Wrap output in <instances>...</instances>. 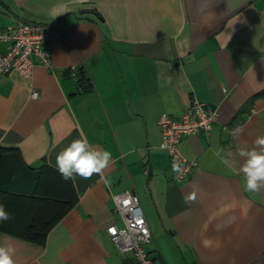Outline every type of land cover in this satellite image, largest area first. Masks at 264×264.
Listing matches in <instances>:
<instances>
[{"label": "crops", "instance_id": "obj_1", "mask_svg": "<svg viewBox=\"0 0 264 264\" xmlns=\"http://www.w3.org/2000/svg\"><path fill=\"white\" fill-rule=\"evenodd\" d=\"M15 20L52 29V66L30 79L0 74V151L57 169L56 155L85 136L115 161L108 183L76 178L75 204L42 244L0 232L15 264H128L106 234L120 225L112 197L128 189L157 264H264V189L248 191L215 155L264 135V0H0V30ZM192 97L219 115L208 136L182 137L197 168L176 182L157 122L180 117Z\"/></svg>", "mask_w": 264, "mask_h": 264}, {"label": "built area", "instance_id": "obj_2", "mask_svg": "<svg viewBox=\"0 0 264 264\" xmlns=\"http://www.w3.org/2000/svg\"><path fill=\"white\" fill-rule=\"evenodd\" d=\"M52 29L45 24L15 20L13 24L0 30V41L5 43L0 52V74L16 71L22 77L30 79L36 65L51 68V53L45 46ZM30 96L37 99L38 91L30 83ZM219 115L218 108L192 97L189 106L180 117L160 115L158 125L161 128V148L173 162H180L183 175L172 172L174 181L179 182L190 177L197 168V162L188 160L179 147L183 136L201 134L208 136ZM145 173L147 169L144 170ZM114 212L118 215L120 225L112 224L106 228L109 240L122 255L129 254L128 264H157L155 256L147 249L153 241L145 213L137 194L128 189L113 195Z\"/></svg>", "mask_w": 264, "mask_h": 264}, {"label": "trees", "instance_id": "obj_3", "mask_svg": "<svg viewBox=\"0 0 264 264\" xmlns=\"http://www.w3.org/2000/svg\"><path fill=\"white\" fill-rule=\"evenodd\" d=\"M3 152L0 151V205L11 219L0 223V232L42 244L49 230L75 204L73 182L64 180L57 169L45 162L32 170L18 155Z\"/></svg>", "mask_w": 264, "mask_h": 264}, {"label": "clouds", "instance_id": "obj_4", "mask_svg": "<svg viewBox=\"0 0 264 264\" xmlns=\"http://www.w3.org/2000/svg\"><path fill=\"white\" fill-rule=\"evenodd\" d=\"M242 132L243 129L238 126L231 134L238 136ZM163 147L164 145H161V148ZM222 153L223 150L215 153L220 163L229 168H238L245 177L248 191L257 192L264 189V135H258L251 147L240 146L235 152ZM128 154L123 153L122 156ZM113 163L115 161L110 151L92 146L85 136L72 140L55 158V167L61 176L64 180H72L73 183L77 177L91 179L93 175L100 176L105 183H108L104 173ZM171 170L178 176L183 175L180 162H173ZM184 199L186 203H195L196 192L189 193ZM10 219L11 215L5 211L3 205H0V223ZM14 252L15 249L11 246L0 247V264H15Z\"/></svg>", "mask_w": 264, "mask_h": 264}, {"label": "water", "instance_id": "obj_5", "mask_svg": "<svg viewBox=\"0 0 264 264\" xmlns=\"http://www.w3.org/2000/svg\"><path fill=\"white\" fill-rule=\"evenodd\" d=\"M76 74H77L78 77H80L82 73H81L80 70H76Z\"/></svg>", "mask_w": 264, "mask_h": 264}]
</instances>
